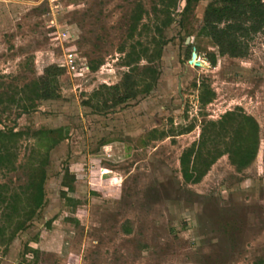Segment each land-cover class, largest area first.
I'll use <instances>...</instances> for the list:
<instances>
[{
	"label": "rangeland",
	"instance_id": "rangeland-1",
	"mask_svg": "<svg viewBox=\"0 0 264 264\" xmlns=\"http://www.w3.org/2000/svg\"><path fill=\"white\" fill-rule=\"evenodd\" d=\"M210 1L197 0L181 24L186 0H178L156 87L104 108L95 91L105 95V85L132 69L137 78L150 64L143 58L131 69L123 60L132 42L149 45L157 34V0H0V93L18 100L0 104V129L30 133L16 142L18 168L0 169V184L11 192L27 182L26 161L39 147L34 130L68 129L50 150L45 205L14 240L0 237V264H252L264 257V27L240 37L241 56L221 55L198 34ZM137 4L144 12L129 38ZM52 18L69 38L58 36ZM192 46L202 66L189 63ZM70 48L81 73L63 66ZM49 66L64 68L60 96L23 111L20 90ZM204 83L215 97L201 106ZM236 108L259 123L254 161L237 170L225 154L200 182H185L184 148L199 138L204 120ZM66 168L75 176L74 201L61 195Z\"/></svg>",
	"mask_w": 264,
	"mask_h": 264
},
{
	"label": "trees",
	"instance_id": "trees-1",
	"mask_svg": "<svg viewBox=\"0 0 264 264\" xmlns=\"http://www.w3.org/2000/svg\"><path fill=\"white\" fill-rule=\"evenodd\" d=\"M196 1L186 0L184 9L179 12L182 15L181 24ZM156 5L158 8L155 7V9L163 16L160 24L155 26L157 34L152 36L149 45L141 40L132 42L123 60L124 65L131 69L136 67L143 58H146L150 64L143 67L142 75L137 78L134 76L135 69H132L124 73L120 83L105 85L108 88V93L105 95L95 91L92 97L101 101L104 108L126 103L140 93H148L155 87L160 74L158 62L169 41L164 31L176 20L173 13L177 10L178 0H157ZM143 12V6L137 4L130 16L129 38L136 35ZM263 27L264 0H211L205 8L204 23L198 34L208 37L221 55L241 56L244 52V45L240 37L256 33ZM139 33H141L140 29ZM193 48L194 46L191 47V53ZM125 49L126 47L123 46L121 51ZM209 60L215 65L217 55L209 54ZM153 62L154 64H151ZM97 67L98 64L93 65L92 69ZM63 69V67L49 66L44 76L26 84L20 90L22 93L19 99L22 101L19 102L23 111L29 112L34 109L38 100L54 99L60 96L57 83L58 75L63 72ZM198 97L201 106H206L215 97V92L204 83ZM5 100L18 101L12 94L4 96L0 93V104ZM193 128L194 124H191L183 128L180 134L189 132ZM32 133L37 138L39 147L37 150L34 149L32 155L30 154L31 158L26 161L27 182L19 190L11 192L6 184H0V237L3 240H14L45 205V184L50 150L67 137L68 129L66 127L39 128ZM24 134L29 135L30 133L25 130H15L13 127L0 129V169L15 170L18 168L14 148L18 139ZM259 143L258 121L241 108L228 110L216 120H204L199 138L184 148L181 153L182 177L187 183L200 182L217 159L225 154L237 170H242L256 158ZM74 181L75 176L70 174L69 169L66 168L62 185L67 190L61 192L66 201H74L68 196V192L74 189ZM53 220L54 218L50 219L46 225L50 226ZM252 264H264V257L255 260Z\"/></svg>",
	"mask_w": 264,
	"mask_h": 264
},
{
	"label": "built area",
	"instance_id": "built-area-1",
	"mask_svg": "<svg viewBox=\"0 0 264 264\" xmlns=\"http://www.w3.org/2000/svg\"><path fill=\"white\" fill-rule=\"evenodd\" d=\"M51 27H55L58 31V36L61 39H67L69 38V33L66 28H61L59 24L57 23V20L52 18L51 19ZM63 66L68 72H73V73H81V69L83 67L79 63V57L78 54L76 53V50L73 48L68 49L65 51L64 56H63ZM82 67V68H81ZM109 171V170H108ZM103 172L106 173L107 169H103Z\"/></svg>",
	"mask_w": 264,
	"mask_h": 264
},
{
	"label": "water",
	"instance_id": "water-1",
	"mask_svg": "<svg viewBox=\"0 0 264 264\" xmlns=\"http://www.w3.org/2000/svg\"><path fill=\"white\" fill-rule=\"evenodd\" d=\"M189 39H190V38L188 37L187 40H189ZM189 63H190V64L197 65V66H202V65H203V63H202L200 60H198V53H197L195 47H194V49H193L192 56H191V58L189 59Z\"/></svg>",
	"mask_w": 264,
	"mask_h": 264
},
{
	"label": "flooded vegetation",
	"instance_id": "flooded-vegetation-1",
	"mask_svg": "<svg viewBox=\"0 0 264 264\" xmlns=\"http://www.w3.org/2000/svg\"><path fill=\"white\" fill-rule=\"evenodd\" d=\"M194 49V48H193ZM193 52V51H192ZM191 56H192V53H191ZM190 56V57H191ZM162 58V57H161ZM160 72H161V70H160ZM159 77H160V74H159ZM159 77H158V79H159ZM158 79H157V82H158ZM157 82H156V85H157ZM156 87V86H155Z\"/></svg>",
	"mask_w": 264,
	"mask_h": 264
}]
</instances>
